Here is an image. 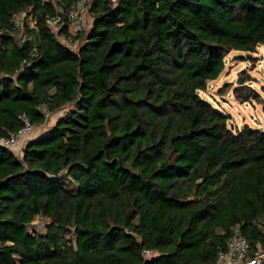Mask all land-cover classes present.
I'll return each instance as SVG.
<instances>
[{
    "label": "trees",
    "instance_id": "16d2710c",
    "mask_svg": "<svg viewBox=\"0 0 264 264\" xmlns=\"http://www.w3.org/2000/svg\"><path fill=\"white\" fill-rule=\"evenodd\" d=\"M54 14L0 0V137L58 115L0 145V264H210L235 227L263 247L264 130L199 93L264 46V0H93L75 48Z\"/></svg>",
    "mask_w": 264,
    "mask_h": 264
},
{
    "label": "rangeland",
    "instance_id": "374dc122",
    "mask_svg": "<svg viewBox=\"0 0 264 264\" xmlns=\"http://www.w3.org/2000/svg\"><path fill=\"white\" fill-rule=\"evenodd\" d=\"M18 27L21 29L20 25ZM69 45L75 48L76 43L71 41ZM246 86L251 89L253 98L248 101L237 99L235 88H241L240 92L244 95L248 93ZM199 94L229 115L231 125L239 128L247 124L250 128L264 130V46H259L257 52L252 54L231 51L226 57L223 73L217 80L209 82L207 89ZM54 116L57 114L51 115L44 125L36 126L30 136H38L52 126ZM16 155L20 156L21 153L16 152Z\"/></svg>",
    "mask_w": 264,
    "mask_h": 264
},
{
    "label": "built area",
    "instance_id": "2783aa9c",
    "mask_svg": "<svg viewBox=\"0 0 264 264\" xmlns=\"http://www.w3.org/2000/svg\"><path fill=\"white\" fill-rule=\"evenodd\" d=\"M41 1L49 2L54 7L55 14L46 17V24L58 41L66 46H70L69 44L73 36L86 30L91 25L92 21L89 10L92 7L93 0H74V3L67 12L63 11L61 0ZM63 12L65 13V20L61 17ZM25 15L24 11L15 15L13 17V23L16 26L20 25L22 27ZM65 23L66 30H64ZM50 117L51 115H49ZM19 119L22 121L23 127L17 133H10L8 137H0V145L8 148L15 154L16 152L22 154L23 148L32 139L30 134L36 127L30 123L24 114L20 115ZM49 128L44 129L40 134L48 132ZM34 224L42 226L44 222L36 220ZM249 251L250 246L247 239L240 234L238 227H235L232 237L227 242L226 248L219 251L215 261L210 264H264V246L257 245L253 254H250ZM142 255L144 260H150L154 257V253L151 250H143ZM139 264L144 263L141 262Z\"/></svg>",
    "mask_w": 264,
    "mask_h": 264
},
{
    "label": "crops",
    "instance_id": "0c3cea01",
    "mask_svg": "<svg viewBox=\"0 0 264 264\" xmlns=\"http://www.w3.org/2000/svg\"><path fill=\"white\" fill-rule=\"evenodd\" d=\"M57 116H58V115H57ZM57 116H54V118L57 117ZM55 119H56V118H55ZM53 123H54V122H53ZM53 123L51 122V125H52ZM36 137H37V136L32 137V139H34V138H36Z\"/></svg>",
    "mask_w": 264,
    "mask_h": 264
}]
</instances>
